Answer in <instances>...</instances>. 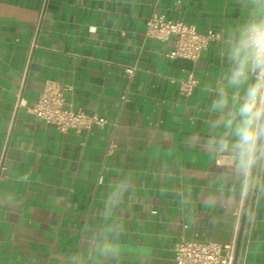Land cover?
I'll return each mask as SVG.
<instances>
[{
  "label": "crops",
  "instance_id": "obj_1",
  "mask_svg": "<svg viewBox=\"0 0 264 264\" xmlns=\"http://www.w3.org/2000/svg\"><path fill=\"white\" fill-rule=\"evenodd\" d=\"M250 8L247 0H0V264H175L182 239L236 247L251 169L234 171L235 156L208 140L210 86ZM154 11L220 39L197 60L169 57L176 37L146 33ZM47 80L110 123L77 133L37 120L30 107ZM124 180L114 215L122 252L101 259L100 213ZM253 185L237 264H264V162Z\"/></svg>",
  "mask_w": 264,
  "mask_h": 264
},
{
  "label": "clouds",
  "instance_id": "obj_2",
  "mask_svg": "<svg viewBox=\"0 0 264 264\" xmlns=\"http://www.w3.org/2000/svg\"><path fill=\"white\" fill-rule=\"evenodd\" d=\"M247 2L251 5L247 18L225 45L226 71L210 86L215 93L211 104L215 118L210 129L215 135L208 137L222 154L235 156L239 168L234 171L241 174L264 162V0ZM128 187L127 180L119 182L100 213L103 225L94 247L101 259L122 252L115 237L123 226L114 215Z\"/></svg>",
  "mask_w": 264,
  "mask_h": 264
},
{
  "label": "built area",
  "instance_id": "obj_3",
  "mask_svg": "<svg viewBox=\"0 0 264 264\" xmlns=\"http://www.w3.org/2000/svg\"><path fill=\"white\" fill-rule=\"evenodd\" d=\"M147 35L157 39H167L174 35V48L167 54L169 57H186L197 60L209 44L220 39V33L209 29L200 32L194 24H189L181 19H167L164 15L154 11L147 19ZM127 72L132 75L134 68L127 67ZM196 80L190 76L188 80L181 83L183 94L192 93ZM70 90L69 86L59 82L47 80L37 101L30 107L33 116L48 125L54 126L58 131L67 132L71 129L77 133L89 130L97 125L105 128L110 120L98 113H87L81 108H76L72 100L66 96ZM126 95L123 100H126ZM22 100L19 101V104ZM116 144L111 142L110 149ZM5 154L0 159V179L4 165ZM235 253V242L226 246L215 241L203 240H180L174 247L175 264H233Z\"/></svg>",
  "mask_w": 264,
  "mask_h": 264
},
{
  "label": "water",
  "instance_id": "obj_4",
  "mask_svg": "<svg viewBox=\"0 0 264 264\" xmlns=\"http://www.w3.org/2000/svg\"><path fill=\"white\" fill-rule=\"evenodd\" d=\"M256 168H252L251 169L249 186H248V191H247L246 200H245L244 209H243L242 218H241L239 237H238L237 244H236V247H235L233 264H237V262H238V257H239V252H240V245H241V239H242V235H243V231H244V227H245L247 211H248V205H249L250 196H251V190H252V188H250V185H253Z\"/></svg>",
  "mask_w": 264,
  "mask_h": 264
}]
</instances>
